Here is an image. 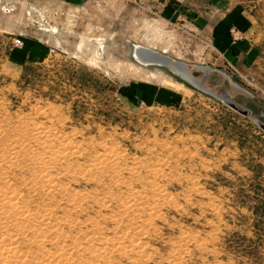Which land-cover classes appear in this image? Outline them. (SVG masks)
Masks as SVG:
<instances>
[{
  "label": "rangeland",
  "instance_id": "1",
  "mask_svg": "<svg viewBox=\"0 0 264 264\" xmlns=\"http://www.w3.org/2000/svg\"><path fill=\"white\" fill-rule=\"evenodd\" d=\"M231 1L252 19L251 67L162 20L161 0H0V191L15 194L0 240L21 258L0 264H264V0ZM135 46L197 82L214 70L210 93Z\"/></svg>",
  "mask_w": 264,
  "mask_h": 264
},
{
  "label": "crops",
  "instance_id": "2",
  "mask_svg": "<svg viewBox=\"0 0 264 264\" xmlns=\"http://www.w3.org/2000/svg\"><path fill=\"white\" fill-rule=\"evenodd\" d=\"M66 7L78 8L88 0H46ZM159 15L171 24L195 32L208 41L218 55L237 66H253L259 58L254 53L253 39L249 33L253 29L252 19L233 5L231 0H161ZM240 35L233 41L230 31ZM249 32V33H248ZM248 34V35H247ZM244 35V37H243Z\"/></svg>",
  "mask_w": 264,
  "mask_h": 264
},
{
  "label": "bare ground",
  "instance_id": "3",
  "mask_svg": "<svg viewBox=\"0 0 264 264\" xmlns=\"http://www.w3.org/2000/svg\"><path fill=\"white\" fill-rule=\"evenodd\" d=\"M230 34H231V37H232V39L235 41H237L238 40V38H240V35L237 33V31H235L234 29H231V31H230ZM97 40V39H96ZM101 41V40H100ZM100 41H98L99 42V44L100 45H102L103 44V42H100ZM94 42V41H93ZM97 42V41H96ZM98 49V48H97ZM101 49L99 48V50L97 51V55H100L101 54ZM133 58L138 62V63H140V64H142V65H146V66H152V65H156V66H164V67H166L168 70H170L171 72H173L174 74H176L177 76H179L183 81H185L186 83H188L189 85H191V86H193V87H195L196 89H198V90H200V91H203V92H205V93H210V91H208V89H206L205 87L203 88V83L209 78L208 76H209V73L211 72H214V70H207V69H205V68H202V67H197L200 71H202L203 70V76H202V79H201V81L200 82H197L194 78H193V76H192V71L189 69V68H187V66L184 64V63H180V62H177V61H173L169 56H165L164 54H161V53H159V52H157V51H155V50H151V49H148V48H144V47H142V46H135V49H134V52H133ZM224 76H225V74H224ZM226 77V76H225ZM228 79V78H227ZM230 83H231V85H232V87L234 88V89H239L240 90V88H238L237 87V85L235 84V83H233L232 81H230ZM213 95V94H212ZM219 97L224 101V103H226L227 105H229L232 109H233V106L235 105V103L232 101V99H231V97L228 95V94H226V93H222V92H220L219 93ZM234 104V105H233ZM236 106V105H235ZM259 125H262L260 122L258 123ZM262 126H264V125H262ZM34 136V135H33ZM23 142V141H22ZM14 144V143H13ZM22 144V143H21ZM13 146V145H12ZM99 146V145H98ZM51 148V147H50ZM12 150H14V149H12ZM66 150H68V149H66ZM14 151H16V150H14ZM111 151V150H110ZM59 152H61V151H59ZM58 152V153H59ZM68 152V151H67ZM48 153V152H47ZM111 153V152H110ZM55 153L53 152V155H54ZM60 154V153H59ZM6 155V154H5ZM48 155V154H47ZM111 155H113V154H111ZM110 155V156H111ZM52 157V156H51ZM114 159V158H113ZM54 161H55V158L53 159ZM94 160V159H93ZM105 160V159H104ZM137 160V159H136ZM53 161V162H54ZM104 162V161H103ZM133 162H135V161H133ZM137 162V161H136ZM52 163V162H51ZM141 163V162H140ZM112 164V163H111ZM142 164V163H141ZM137 165V164H136ZM45 166V165H44ZM135 166V165H134ZM139 166V165H138ZM137 166V167H138ZM131 167V166H130ZM147 167V166H146ZM151 167V166H150ZM155 168V167H154ZM168 169V168H167ZM132 170V169H131ZM149 170H150V168H149ZM130 171V170H129ZM153 171V170H152ZM69 172V171H68ZM137 172V171H136ZM49 173V172H48ZM70 173V172H69ZM129 173V172H128ZM157 173V172H156ZM130 174V173H129ZM134 174V173H133ZM132 174V175H133ZM139 175H141L140 173H138ZM40 175V174H39ZM112 175H114L113 173H112ZM111 175V176H112ZM44 177V176H43ZM132 177V176H131ZM134 177V176H133ZM132 177V178H133ZM35 178V177H34ZM113 178V177H112ZM115 178H117V177H115ZM122 179V178H121ZM38 180V179H37ZM109 181V180H108ZM40 182H42V181H40ZM50 182V181H49ZM51 183V182H50ZM53 183H56V182H53ZM57 185H59V184H57ZM1 187H3V186H1ZM34 187V186H33ZM4 188V187H3ZM50 188V187H49ZM53 188V187H52ZM51 188V189H52ZM62 188V187H61ZM56 189V188H55ZM127 189V188H126ZM7 189H5L4 191H0V198L1 197H8V198H10L7 194H12V197H14L15 196V194L14 193H9L8 191H6ZM132 191V190H131ZM52 192H54L53 190L50 192V193H52ZM129 192V191H128ZM142 192V191H141ZM130 194V193H129ZM135 194V193H134ZM139 194V193H138ZM148 194V193H147ZM17 195H19V194H17ZM48 195V194H47ZM97 195V194H96ZM113 195V194H112ZM154 195V194H153ZM128 196H131V195H128ZM141 196V195H140ZM152 196V195H151ZM164 197V196H163ZM166 197V196H165ZM90 198V197H89ZM143 198V197H142ZM141 198V199H142ZM152 198V197H151ZM137 199V198H136ZM135 199V200H136ZM148 199H150V198H148ZM132 198H131V202H132ZM9 201V200H8ZM82 201V200H81ZM118 201V200H117ZM125 201V200H124ZM126 201H127V198H126ZM130 201V200H129ZM75 203V202H74ZM128 203L129 202H127V204H125V205H128ZM2 204V203H1ZM161 204V203H160ZM19 206V205H18ZM123 206H124V204H123ZM151 207V206H150ZM155 208V207H154ZM47 209V208H46ZM128 209H129V207H128ZM25 210V209H24ZM99 210V209H98ZM145 210V209H144ZM149 210H151V208L149 209ZM125 211H127V210H125ZM147 211V210H146ZM82 212V211H81ZM153 212H154V210H153ZM156 212V211H155ZM159 212V211H158ZM44 213V212H43ZM43 213H42V215H43ZM142 213H144V212H142ZM135 214V213H134ZM39 215V214H38ZM54 215V214H53ZM128 215H130V216H132L133 214L131 213V214H128ZM142 215V214H141ZM144 215V214H143ZM142 215V216H143ZM150 215V214H149ZM152 215V214H151ZM48 216V215H47ZM127 216V215H126ZM139 216V218H141L142 219V217H140V214L138 215ZM145 216V215H144ZM153 216V215H152ZM37 217V216H36ZM45 217V216H44ZM134 217V216H133ZM132 217V219H135V218H133ZM147 217V216H146ZM149 217V216H148ZM38 218V217H37ZM40 218V217H39ZM126 218V217H125ZM128 218V217H127ZM126 218V219H127ZM41 219V218H40ZM59 219V218H58ZM61 219V218H60ZM59 219V220H60ZM67 219H69V218H67ZM110 219V218H109ZM129 219V218H128ZM136 219H137V217H136ZM135 219V220H136ZM141 219H137V220H141ZM46 220V219H45ZM62 220V219H61ZM61 220L59 221V222H61ZM64 220H65V218H64ZM131 220V219H130ZM143 220V219H142ZM48 221V220H47ZM74 221V220H73ZM125 221V220H124ZM145 221H146V218H145ZM144 221V222H145ZM63 222V221H62ZM71 222V221H70ZM80 222V221H79ZM82 222V221H81ZM127 222V221H126ZM130 222V221H129ZM143 222V223H144ZM50 224H51V222H50ZM69 224V223H68ZM136 224V223H135ZM141 224V223H140ZM72 225V224H71ZM79 225H81L80 223H79ZM51 226V225H50ZM134 226V225H133ZM138 226V225H137ZM61 227V226H60ZM60 227H59V229H60ZM78 227V226H77ZM93 227V226H92ZM53 228V227H52ZM72 228V227H71ZM74 228H76V227H74ZM59 229H57V230H59ZM97 229H100V228H98L97 227ZM104 229V228H103ZM137 229V228H136ZM38 230V229H37ZM50 231V230H49ZM37 231H36V229H34V233H36ZM56 232V231H55ZM101 232V231H100ZM122 232V231H121ZM47 233V232H46ZM50 233V232H49ZM64 233H66V232H64ZM140 233V232H139ZM138 233V234H139ZM94 234V233H93ZM138 234H136V235H138ZM21 235V234H20ZM52 235H54L55 236V233L54 234H52ZM65 235V234H64ZM87 235H88V233H87ZM96 235V234H95ZM99 235H101V234H99ZM117 235V234H116ZM121 235V234H120ZM130 234H128V236H129ZM139 235H141V234H139ZM40 236V235H39ZM38 236V237H39ZM54 236H52L53 237V239H55L54 238ZM65 236H67V234L65 235ZM89 236V235H88ZM117 236H119V235H117ZM12 237H14V236H12ZM17 237V236H16ZM64 237V236H63ZM91 237V236H90ZM26 238V237H25ZM30 238V237H29ZM69 238V237H68ZM93 238V237H92ZM104 238H105V236H104ZM119 238V237H118ZM139 238V237H138ZM12 239H14V238H12ZM79 239V238H78ZM99 238H97L96 240H98ZM114 239V238H113ZM125 239H128V237L127 238H125ZM28 240H30V239H28ZM116 240V239H115ZM119 240V239H118ZM131 240H132V238H131ZM18 241V240H17ZM27 241V240H26ZM47 241V240H46ZM120 241V240H119ZM14 242H16V240L14 241ZM28 242V241H27ZM76 242V241H75ZM89 243H90V241H88ZM88 242H86V243H88ZM92 242H95V241H92ZM105 242V241H104ZM124 242V241H123ZM128 242V241H127ZM127 242H124V243H126L127 244ZM49 243V242H48ZM56 243H59V242H56ZM55 243V244H56ZM99 243V242H98ZM111 243V242H110ZM130 243V242H129ZM19 244V243H18ZM43 242H41V241H38L37 243H36V247H37V250L39 251H41V249L42 248H44L43 247ZM123 244V243H122ZM131 244H133V243H131ZM130 244V245H131ZM12 244H11V242H10V240H8V239H5V238H3V239H1L0 240V259H7V257H9V256H11L10 258L12 259V260H17V261H19L21 258L17 255L18 253H16L15 252V249L11 246ZM112 245H116V244H113L112 243ZM120 245V244H119ZM125 245V244H124ZM34 246H35V244H34ZM107 246V245H106ZM127 246V245H126ZM140 246V245H139ZM16 247H17V245H16ZM83 247V246H82ZM92 247H93V245H92ZM95 247H99V246H95ZM109 247V246H108ZM129 247V246H128ZM75 248V247H74ZM86 248V247H85ZM91 248V247H90ZM120 248V247H119ZM125 248H127V247H125ZM16 249H18V248H16ZM58 249V248H57ZM61 249V248H60ZM121 249V248H120ZM31 250V249H30ZM59 250V249H58ZM74 250V249H73ZM102 250V249H101ZM117 250V249H116ZM60 251V250H59ZM84 251V250H83ZM87 251V250H86ZM92 251H93V249H92ZM118 251V250H117ZM134 251V250H133ZM41 252H43V249H42V251ZM85 252V251H84ZM96 252H97V250H96ZM113 252H115V251H113ZM119 252V251H118ZM33 253V252H32ZM45 253V252H44ZM95 253V252H94ZM111 253V252H110ZM121 253H123L122 251H121ZM178 253V252H177ZM83 254V253H82ZM124 254V253H123ZM24 255V254H23ZM28 255H30V254H28ZM43 255V254H42ZM76 255H79L78 253L76 254ZM97 255H100V254H97ZM120 255V254H119ZM62 256V255H61ZM73 256V255H72ZM138 256V255H137ZM70 257V256H69ZM76 257V256H75ZM77 257H79V256H77ZM99 257V256H98ZM97 257V258H98ZM108 257V256H107ZM24 258V257H23ZM26 258V257H25ZM29 259H31L30 257H28ZM27 258V259H28ZM72 258V257H71ZM80 258V257H79ZM123 258V257H122ZM127 258V257H126ZM140 258V257H139ZM28 259V260H29ZM62 259V258H61ZM96 259V258H95ZM99 259V258H98ZM101 259V258H100ZM37 260H38V257H37ZM55 260V259H54ZM120 260V259H119ZM27 261V260H26ZM31 261V260H30ZM53 261V260H52ZM51 261V262H52ZM58 261H60V260H58ZM83 261V260H82ZM81 261V263H83V264H85L84 262H82ZM102 261V260H101ZM50 262V263H51ZM87 262V261H86ZM103 262V261H102ZM114 262V261H113ZM136 262V261H135ZM138 262V261H137ZM5 263V262H4ZM21 263V262H20ZM23 263V262H22ZM74 263V262H73ZM72 263V264H73ZM98 263V262H97ZM100 263V262H99ZM105 263V262H104ZM24 264H26V263H24ZM45 264H48V263H45ZM95 264V263H94Z\"/></svg>",
  "mask_w": 264,
  "mask_h": 264
},
{
  "label": "water",
  "instance_id": "4",
  "mask_svg": "<svg viewBox=\"0 0 264 264\" xmlns=\"http://www.w3.org/2000/svg\"><path fill=\"white\" fill-rule=\"evenodd\" d=\"M235 105L233 106V108H234L235 111H237L239 113H243L245 116H248L250 114V112L248 110H246V109L240 110V106H238V105L235 106ZM259 126L264 129V126H262V125H259Z\"/></svg>",
  "mask_w": 264,
  "mask_h": 264
},
{
  "label": "built area",
  "instance_id": "5",
  "mask_svg": "<svg viewBox=\"0 0 264 264\" xmlns=\"http://www.w3.org/2000/svg\"><path fill=\"white\" fill-rule=\"evenodd\" d=\"M16 45H21V42L19 41V39L16 41Z\"/></svg>",
  "mask_w": 264,
  "mask_h": 264
}]
</instances>
